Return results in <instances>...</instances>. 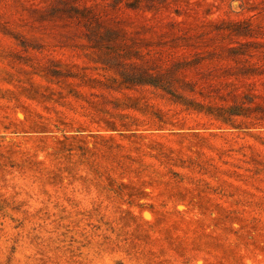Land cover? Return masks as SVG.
Masks as SVG:
<instances>
[{
	"label": "rangeland",
	"instance_id": "obj_1",
	"mask_svg": "<svg viewBox=\"0 0 264 264\" xmlns=\"http://www.w3.org/2000/svg\"><path fill=\"white\" fill-rule=\"evenodd\" d=\"M0 264H264V0H0Z\"/></svg>",
	"mask_w": 264,
	"mask_h": 264
}]
</instances>
